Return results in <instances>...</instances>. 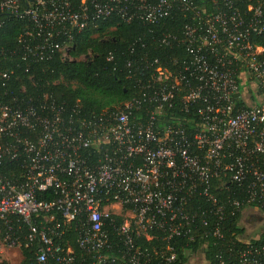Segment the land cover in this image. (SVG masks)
<instances>
[{"label": "built area", "instance_id": "1", "mask_svg": "<svg viewBox=\"0 0 264 264\" xmlns=\"http://www.w3.org/2000/svg\"><path fill=\"white\" fill-rule=\"evenodd\" d=\"M216 1L227 11L206 14L190 0H0V12L26 23L15 48L0 49V255L173 264L171 239L183 238L201 250L218 242L210 263L194 256L200 264H264L259 234L227 237L225 227L228 210L241 226L246 213L264 216V46L250 40L264 29V0L243 11L246 0ZM178 11L189 15L181 35L157 45L181 52L129 60L131 94L112 110L87 116L28 91L35 65L71 59L73 33L90 23L116 13L154 26ZM14 218L28 227L23 241ZM154 233L164 248L139 244Z\"/></svg>", "mask_w": 264, "mask_h": 264}, {"label": "trees", "instance_id": "2", "mask_svg": "<svg viewBox=\"0 0 264 264\" xmlns=\"http://www.w3.org/2000/svg\"><path fill=\"white\" fill-rule=\"evenodd\" d=\"M127 1L139 3V0ZM148 1L156 2L157 0ZM190 1L198 10L206 14L227 11L220 1ZM251 2L254 3L255 0H246L239 4L241 11L245 10L247 4ZM188 16L178 11L164 19L161 24L154 26L139 19L125 22L116 13L105 19H98L83 30L73 33V39L69 43L71 59H62L56 55L50 60L40 61L35 65L34 81L37 87L34 90L28 89V91L35 93L48 91L56 100L65 101L68 106L77 104L87 116L100 114L107 109L112 110L113 107L127 100L131 94L133 80L127 76V62L133 58L142 57L146 51L151 52L147 56L150 59L155 56L161 57L162 54L172 57L180 53V48L159 47L157 41L163 33L181 35V28L188 21ZM0 21H4L0 27V49L13 50L17 37L26 23L15 20L4 12H0ZM250 40L253 45L264 46V29L258 34L251 35ZM109 53L112 54L110 60L107 58ZM50 196L46 195V198H51ZM228 211L225 218L227 237L245 236L247 232L239 223V213L231 215ZM11 223L15 231L19 230L17 235L23 241L28 231L27 225L22 222L17 223L15 218ZM4 228L3 223L0 222V234L4 233ZM66 235L74 244L76 233L68 231ZM138 241L150 250L152 248L162 249L166 244L163 234L159 233H154V237L150 240L141 238ZM209 243L208 248L201 250L198 243L187 244V240L183 238L171 239V245L180 257L173 264H187L190 256L194 257L198 253L199 255L203 253L210 263L217 252L218 242L211 240ZM254 243L264 245V231L260 232L259 238ZM20 251L22 255L20 264H32L34 256L30 250L21 248Z\"/></svg>", "mask_w": 264, "mask_h": 264}, {"label": "rangeland", "instance_id": "3", "mask_svg": "<svg viewBox=\"0 0 264 264\" xmlns=\"http://www.w3.org/2000/svg\"><path fill=\"white\" fill-rule=\"evenodd\" d=\"M248 212V211H246ZM248 213H246L243 217H242V224L244 225V228L246 229V232L249 234V235H257V234H260L261 231L264 230V223L258 221L256 219V217H258V215H261V214H253L252 216H254L253 218L256 219V221L252 222L251 223V219H249L248 217L246 218ZM263 216V215H261ZM264 218V216H263ZM198 257H200L199 253L196 255ZM0 259H2L5 264H20L21 260H22V255H21V252L18 248L16 249H8V250H5V252H3L2 255H0ZM194 263V264H200L198 263L199 259L198 258H194L193 256H190L187 264H191L190 262ZM192 263V264H193Z\"/></svg>", "mask_w": 264, "mask_h": 264}, {"label": "flooded vegetation", "instance_id": "4", "mask_svg": "<svg viewBox=\"0 0 264 264\" xmlns=\"http://www.w3.org/2000/svg\"><path fill=\"white\" fill-rule=\"evenodd\" d=\"M254 216H252V217H250V221H251V223L252 222H254V221H256V219L258 220V221H260V222H262V223H264V218H263V216H261V215H258V217H256V219L255 218H253Z\"/></svg>", "mask_w": 264, "mask_h": 264}]
</instances>
